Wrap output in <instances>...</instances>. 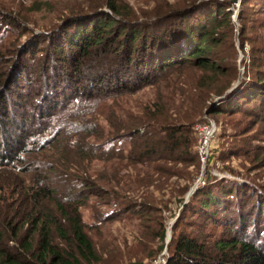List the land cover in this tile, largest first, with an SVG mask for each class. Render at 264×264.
Instances as JSON below:
<instances>
[{"label": "trees", "instance_id": "16d2710c", "mask_svg": "<svg viewBox=\"0 0 264 264\" xmlns=\"http://www.w3.org/2000/svg\"><path fill=\"white\" fill-rule=\"evenodd\" d=\"M252 1L259 6L253 15L264 13V0ZM155 5L134 13L110 0L113 14L98 8L71 13L56 31L28 29L21 13L0 11V172L26 176L21 191L11 193L28 204L7 210L15 197L0 189V264H127L100 257L82 208L94 197L112 209L98 215L100 223L127 215L149 219L155 210L95 189L82 172L72 171L71 150L81 158L127 159L153 169L157 178H185L184 165L200 164L194 125L185 116L172 119L170 112L178 108L171 104H155L128 123L119 118L116 134L102 145L85 143L101 139L95 114L113 96L177 79L178 94L195 114H242L264 124V63L254 57L241 80L230 5L221 0ZM248 13L244 9L239 17L243 49L251 39ZM189 71L198 75L195 83L187 81ZM30 106L36 111L32 116L26 112ZM52 151L58 158L48 163L44 153ZM231 175L237 179L208 180L186 202L187 185L179 193L182 210L171 242L164 225L153 238L157 246L148 262L131 264H264V187L243 174ZM208 227L222 231L206 235ZM165 249V263H158Z\"/></svg>", "mask_w": 264, "mask_h": 264}, {"label": "rangeland", "instance_id": "374dc122", "mask_svg": "<svg viewBox=\"0 0 264 264\" xmlns=\"http://www.w3.org/2000/svg\"><path fill=\"white\" fill-rule=\"evenodd\" d=\"M109 1L0 0V11L6 15L12 13L14 16L21 13L22 18L28 23V29L56 31L63 19L71 13L83 14V12L87 13L97 8V12L103 10L112 13L107 7ZM116 1L126 9L134 13H140L152 10L156 6L155 4L161 3L174 7L183 3L185 4L188 0ZM221 1L230 5L228 10L233 13L232 18L238 26L234 41L238 50V67L241 71V80L243 81L253 60L259 58L264 63V54L259 53V50L264 49V13L253 15V11L255 13L259 11L256 1L251 0L252 2L245 5V8L243 7L245 0ZM233 1H236V3H233ZM35 3L41 5V10L34 11ZM244 9L247 12L249 11L247 16L253 22L247 23L246 36L251 37V39L243 49L240 43L242 33L240 31L241 24L239 17ZM25 37H22V40ZM65 49L67 52H70L67 43L65 44ZM254 57L256 58L254 59ZM262 70L264 71V67H262ZM186 77L187 81L192 83L198 80V75L193 71H189ZM176 80L172 79L168 82H162L160 85L147 87L135 94L130 95L127 93L121 96H113L114 98L104 103L102 109L100 108L95 114L96 119H94L100 126L101 139L91 137L84 141L94 146L102 145V143L113 138L112 136L116 134V129L113 126L116 125L117 127L116 121L119 118L123 123H128L132 121V118L135 119V117L142 116L144 113H149V109L155 104H161L162 106L171 104L174 108H178L179 112V115L178 112H170L172 119L185 116L193 123L195 128L193 137L196 141L193 149L197 152L201 139L197 128L202 129L206 125L212 126V123L214 124L216 129V139L213 140L215 150L213 149L214 154L207 160L205 165L198 153L200 164L198 163L197 166L193 164L183 166L184 172L188 174L185 178L177 176L157 178L153 169L128 161L127 159L114 158L105 161L97 158H81L75 156L77 154L74 150H71L69 152L70 156H67L73 163L72 166L74 165L72 171L80 174L82 172V175L93 183L95 189L102 193H116L117 195L128 197L134 203L150 205L155 210L153 213H148L150 215L149 219H145L144 217V219L138 220L134 216L127 215L100 223L98 215L100 213L108 215L112 209L110 210L109 207L102 206L103 203L99 199L90 198L82 208L81 214L87 225V233L97 248L100 257L104 260L117 257L127 264L148 262L147 257L150 254L151 248L157 246L155 242H152L153 238L157 236L164 225H166L168 230L171 223L178 219L182 210L179 202V193L183 192L187 185H190V189L185 197L186 202L191 198L188 199V196L194 188L204 187L208 180L215 181L223 179L226 176L231 179H237L231 175L236 173L243 174L246 176V180H251L257 186L264 187V152L262 149L264 148V124L255 123L252 118L242 114L214 116L209 115L208 111L206 113L204 110L202 114L197 115L190 110L188 99L185 100V96L182 98L178 94L177 87L174 86L177 83ZM179 86L185 89L181 83ZM184 100L185 102L183 103ZM162 109H169V107ZM26 112L29 116L36 113L35 109H32L31 106ZM111 113L114 114L113 119L112 117L109 118ZM102 136H104L103 139ZM129 147V145L125 147L126 152H128ZM44 154L48 155L49 159L46 161L48 163H52L58 158L55 151L48 154L45 152ZM51 157L55 158L51 160ZM44 159L40 158L39 161H45ZM169 166H174V164H169ZM152 176H154L153 179H151ZM24 179H26V176H15L9 171L2 170L0 172V189H10V195L14 196L15 194L11 193L13 192L12 190L21 191L23 186H25ZM242 180L244 181V179ZM28 185L29 181L27 179L26 186ZM7 203L8 206L5 205V207L7 206V210L16 203L21 204V209L28 205L27 199L20 196L15 197V200ZM221 231L215 232L213 228L208 227L204 234L215 233L219 235ZM167 254L168 252L165 249L159 255L158 263H165L164 256Z\"/></svg>", "mask_w": 264, "mask_h": 264}, {"label": "built area", "instance_id": "2783aa9c", "mask_svg": "<svg viewBox=\"0 0 264 264\" xmlns=\"http://www.w3.org/2000/svg\"><path fill=\"white\" fill-rule=\"evenodd\" d=\"M197 131L200 132V147L198 149V153L202 158V162L204 165L206 164L207 160L213 154V140L215 139L216 129L214 124L212 126L206 125L202 129L197 128Z\"/></svg>", "mask_w": 264, "mask_h": 264}, {"label": "water", "instance_id": "95a60500", "mask_svg": "<svg viewBox=\"0 0 264 264\" xmlns=\"http://www.w3.org/2000/svg\"><path fill=\"white\" fill-rule=\"evenodd\" d=\"M236 87H237V85H236L233 89H231L229 92L233 91ZM218 100H219V99H218ZM218 100H217L216 102H218ZM196 191H197V187L194 188V189L190 192V194H189V196H188V199H189V198H190V197H191ZM176 221H177V219L174 220V221L171 223L170 228L168 229V233H167V244H169V243L171 242V240H172V230H173V227H174Z\"/></svg>", "mask_w": 264, "mask_h": 264}]
</instances>
